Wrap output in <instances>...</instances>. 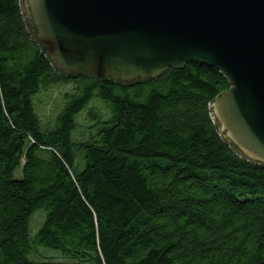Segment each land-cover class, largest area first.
<instances>
[{
  "label": "trees",
  "instance_id": "trees-1",
  "mask_svg": "<svg viewBox=\"0 0 264 264\" xmlns=\"http://www.w3.org/2000/svg\"><path fill=\"white\" fill-rule=\"evenodd\" d=\"M57 86L43 123L35 99ZM228 88L192 63L132 85L67 77L0 0V264H264V165L211 115Z\"/></svg>",
  "mask_w": 264,
  "mask_h": 264
},
{
  "label": "water",
  "instance_id": "water-1",
  "mask_svg": "<svg viewBox=\"0 0 264 264\" xmlns=\"http://www.w3.org/2000/svg\"><path fill=\"white\" fill-rule=\"evenodd\" d=\"M36 38L67 77L124 85L201 64L228 90L213 120L247 160L264 165V0H27Z\"/></svg>",
  "mask_w": 264,
  "mask_h": 264
},
{
  "label": "rangeland",
  "instance_id": "rangeland-1",
  "mask_svg": "<svg viewBox=\"0 0 264 264\" xmlns=\"http://www.w3.org/2000/svg\"><path fill=\"white\" fill-rule=\"evenodd\" d=\"M20 8L21 12L26 20L29 19V11L27 6V0H20ZM68 90V87H53L49 89L48 91L42 92L36 99H35V107L36 112L40 118V120L43 123H47L50 120H52L55 116V114L59 111L61 106L63 105V93ZM92 107H94V110H97L104 114V110L102 109V106L98 103L93 104ZM89 121L85 119V116L82 115L78 119V123L80 124L79 130L76 132L74 139L77 140H85L87 136V132L85 126L86 123L88 124ZM20 176L19 173H16L15 176ZM18 178V177H17ZM42 222V214H36L32 220L31 226L34 229H37L40 223ZM40 251H37L38 255H41L43 257H49L54 258L56 255L51 253V251H48L46 249L40 248ZM33 259H35V256H32Z\"/></svg>",
  "mask_w": 264,
  "mask_h": 264
}]
</instances>
